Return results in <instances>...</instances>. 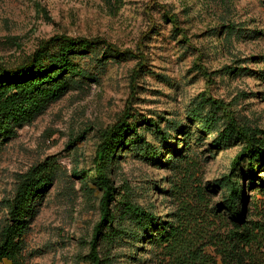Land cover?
Listing matches in <instances>:
<instances>
[{"label":"rangeland","instance_id":"374dc122","mask_svg":"<svg viewBox=\"0 0 264 264\" xmlns=\"http://www.w3.org/2000/svg\"><path fill=\"white\" fill-rule=\"evenodd\" d=\"M62 34L100 39L133 55L108 59L102 49L75 59L71 89L0 146V202L32 166L48 162L54 172L24 236V264H91L103 190L86 178L97 167L103 131L119 119L142 128L149 120L166 129L180 124V133L171 131L161 143L160 156L122 151L110 176L116 192L161 220L173 211L168 182L177 174L159 165L164 158L191 154L181 171L206 184L229 173L242 147L216 145L217 131L195 112L212 116L209 100H218L226 104L219 118L264 129V0H0V65L17 66L42 41ZM146 138L159 146L154 135ZM5 216L1 205L0 227ZM149 248L122 243L108 251L101 238L97 244L100 259L110 255L114 264H170ZM206 254L208 264H221L214 249Z\"/></svg>","mask_w":264,"mask_h":264},{"label":"trees","instance_id":"16d2710c","mask_svg":"<svg viewBox=\"0 0 264 264\" xmlns=\"http://www.w3.org/2000/svg\"><path fill=\"white\" fill-rule=\"evenodd\" d=\"M102 49L108 59L133 55L100 39L62 34L42 41L23 63L14 67L0 65V146L71 89L75 59ZM209 104L212 116L198 111L193 117L217 131V140H213L216 145L226 147L239 141L242 147L233 158L229 173L206 184L198 183L190 170L181 171L191 154L170 153L164 158L159 165L169 166L177 173L168 182L173 211L166 220L133 202L127 192H116L110 176L122 151H132L142 159L160 156L161 143L170 141L171 131L180 133V124L172 123L166 129L157 120H149L142 128L125 116L103 131L97 167L93 176L86 178L103 190V214L92 239L91 264H114L110 255L100 259V238L108 251L122 243L133 248L149 243V252L170 264H208L211 256L206 250L210 248L220 257L221 264H264V129L239 123L232 116L219 118L216 112L225 114L226 104L211 99ZM221 119L226 122L218 130ZM147 132L158 139V147L147 140ZM50 167L48 162L38 163L19 175L13 196L0 202L6 210L0 227V264H24V236L37 214L40 198L53 182ZM214 191L220 194L218 201L213 200ZM252 192L256 195L252 196ZM112 202H117L113 212Z\"/></svg>","mask_w":264,"mask_h":264}]
</instances>
